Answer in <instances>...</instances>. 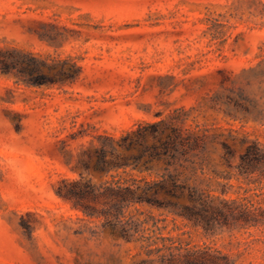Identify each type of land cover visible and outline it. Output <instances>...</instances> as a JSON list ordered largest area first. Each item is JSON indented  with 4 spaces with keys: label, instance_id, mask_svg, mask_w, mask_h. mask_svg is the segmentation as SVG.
Instances as JSON below:
<instances>
[{
    "label": "rangeland",
    "instance_id": "374dc122",
    "mask_svg": "<svg viewBox=\"0 0 264 264\" xmlns=\"http://www.w3.org/2000/svg\"><path fill=\"white\" fill-rule=\"evenodd\" d=\"M32 59L47 76L80 74L27 86ZM131 127L145 134L138 161L140 147L118 146ZM108 136L129 166L150 169L96 171ZM249 145L256 157L243 161ZM167 174L223 210L211 229L148 204L117 219L91 202L88 215L57 194ZM146 245L264 264V0H0V264H163L168 250Z\"/></svg>",
    "mask_w": 264,
    "mask_h": 264
},
{
    "label": "trees",
    "instance_id": "16d2710c",
    "mask_svg": "<svg viewBox=\"0 0 264 264\" xmlns=\"http://www.w3.org/2000/svg\"><path fill=\"white\" fill-rule=\"evenodd\" d=\"M66 63L63 62V64ZM44 68L53 69V67L47 66L42 60L32 59L23 61L20 76L27 86L40 87L43 85H53L55 88L60 89L61 87L56 85H58L61 79L69 82L76 81L80 74L79 68H75L73 65L67 69L62 67L54 76H47L42 71ZM20 123L18 122L17 125ZM152 129V131L156 132L155 127ZM170 131L175 137L179 136L177 128L171 127ZM167 138L169 140L170 135H167ZM144 139L145 134L142 129L131 127L127 134L121 137L120 140L122 142L118 146L125 151H131L140 147L138 149L139 154L132 156L134 161H138L146 147L143 143ZM117 140L118 137L116 136H108L106 142H103L95 150L98 158L94 166L96 171L107 174L111 170H125L126 168H131L138 172L150 169L149 166H129L130 158H119L117 146L114 144L117 143ZM164 140L162 137H159V144L168 146L167 141L164 142ZM138 141L139 143H136ZM253 147V145L248 146L242 156L243 161L248 160L250 156L256 157ZM107 154L111 156L110 160L106 159ZM128 183H130L128 180H123L121 177L115 180L114 185L102 184L98 187L89 182H64L59 187L57 194L61 199L70 203L74 209L88 215L95 212V206L91 202L98 203L105 200L115 211L117 219L122 216L124 209L130 205L148 204L164 208L173 215L186 219L194 226H202L205 230H209L212 227L211 219L218 213L223 215V210L219 206L214 205L210 200L205 198L203 193L196 187L189 186L186 182L180 181L177 174H167L153 181L132 179L131 183ZM160 195L164 197L162 200L159 199ZM112 229L114 234L126 241H131L133 238L131 231L123 224L118 228H116L115 224ZM149 246L146 245L144 250L148 256L158 253V250H168L165 246H157L156 248H149ZM160 258L163 264H227V262H222L227 259L225 255H221L217 250L210 251L208 249H187L183 252L180 250L177 252L168 250V252L161 254Z\"/></svg>",
    "mask_w": 264,
    "mask_h": 264
}]
</instances>
